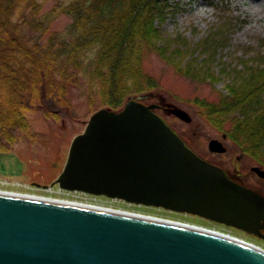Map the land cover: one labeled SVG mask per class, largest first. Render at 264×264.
<instances>
[{
    "label": "water",
    "instance_id": "water-1",
    "mask_svg": "<svg viewBox=\"0 0 264 264\" xmlns=\"http://www.w3.org/2000/svg\"><path fill=\"white\" fill-rule=\"evenodd\" d=\"M157 106L131 98L119 111H95L53 184L191 213L264 239V195L190 149L151 110ZM208 147L227 151L217 138ZM252 171L264 178L261 166ZM0 264H264V249L180 221L0 190Z\"/></svg>",
    "mask_w": 264,
    "mask_h": 264
},
{
    "label": "rangeland",
    "instance_id": "rangeland-1",
    "mask_svg": "<svg viewBox=\"0 0 264 264\" xmlns=\"http://www.w3.org/2000/svg\"><path fill=\"white\" fill-rule=\"evenodd\" d=\"M52 5L53 0L46 2L45 9ZM149 11L153 15L154 31H151L157 49L143 55L142 65L148 81L156 84L147 83V93L133 98L147 105H158L151 110L190 149L264 195V178L252 171L255 165L262 169L264 165L236 141L233 116L218 124L217 115H209L214 113L211 106L219 107L220 97L229 93L234 81L237 86L240 70L248 66L245 63L254 65L257 51L264 52V0H162L156 12ZM71 20L70 16L62 15L52 28L62 30ZM224 33L227 37L215 45L213 41ZM89 98L82 88L71 86L64 104L44 99L26 107L24 114L29 128L16 129L17 140L8 150L0 151V189L40 197L52 195L65 201L188 222L264 249L263 238L191 213L80 191L59 193L58 185L52 184L65 166L73 139L84 132L91 115L106 105L99 98ZM126 102L112 110L123 109ZM205 103L208 105L204 106ZM171 109L182 110L189 120L179 118ZM223 133L227 135L225 139ZM260 137L264 142V132ZM213 138L222 141L227 151H210L208 144ZM9 155L14 157L13 167L2 162ZM49 187L56 191H49Z\"/></svg>",
    "mask_w": 264,
    "mask_h": 264
},
{
    "label": "trees",
    "instance_id": "trees-1",
    "mask_svg": "<svg viewBox=\"0 0 264 264\" xmlns=\"http://www.w3.org/2000/svg\"><path fill=\"white\" fill-rule=\"evenodd\" d=\"M48 1L0 0V151L17 140L16 129L29 128L24 111L31 103L64 104L76 86L117 109L154 83L142 63L157 49L149 10L156 12L162 0H53L46 10ZM62 15L71 22L53 29ZM245 64L237 86L234 81L209 115H217L218 124L232 115L236 141L264 165V52L257 51L254 65Z\"/></svg>",
    "mask_w": 264,
    "mask_h": 264
},
{
    "label": "bare ground",
    "instance_id": "bare-ground-1",
    "mask_svg": "<svg viewBox=\"0 0 264 264\" xmlns=\"http://www.w3.org/2000/svg\"><path fill=\"white\" fill-rule=\"evenodd\" d=\"M68 153H69V150H68ZM68 153H66V155H67V157H68ZM64 160V159H63ZM12 161H14V157H12L11 155H9V156H5L4 157V159H3V161L2 162H4L6 165H11L12 167H13V163H12ZM62 164L64 165V162H62ZM63 165L61 166V167H63ZM58 187H59V190H58V192L59 193H70V194H72V193H74V192H76V190H70V189H66V188H63V187H61V186H59L58 185ZM0 190H2V189H0ZM48 190L49 191H56V190H54V189H52L51 187H49L48 188ZM63 190H66V191H63ZM2 191H8V190H2ZM67 191H72V192H67ZM8 192H14V193H21V192H15V191H8ZM77 193H79V192H77ZM41 198H43L44 200L45 199H47V200H51V201H53V200H55V201H62L63 199H56V198H54L52 195H49V196H42ZM75 200V199H74ZM88 202H91V201H88ZM80 204H84V205H89V204H87V203H81L80 202ZM96 207H98V206H96ZM118 210H121L122 211V209H118ZM124 211V210H123ZM127 211V210H126ZM127 212H129V211H127ZM131 213H133V212H131ZM135 213V212H134ZM137 215H139V216H145V214H138V213H136ZM150 216V215H149ZM176 221V220H175ZM181 222V221H180ZM182 223H185V224H189V225H195V224H190V223H188V222H182ZM196 227H198V228H201V229H208V228H205V227H201V225L200 226H198V225H196ZM209 230H211V229H209ZM212 232H216V233H219V234H221V235H227V236H231V237H235V236H232V235H230V234H226L225 232H221V231H218V230H212ZM237 238V237H236ZM239 239V238H238ZM241 240H243V239H241ZM245 241V240H244ZM254 245V244H253ZM259 247V246H258ZM261 248V247H260Z\"/></svg>",
    "mask_w": 264,
    "mask_h": 264
}]
</instances>
